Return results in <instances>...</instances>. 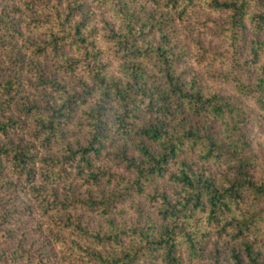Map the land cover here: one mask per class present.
Wrapping results in <instances>:
<instances>
[{"label":"trees","instance_id":"1","mask_svg":"<svg viewBox=\"0 0 264 264\" xmlns=\"http://www.w3.org/2000/svg\"><path fill=\"white\" fill-rule=\"evenodd\" d=\"M91 1L113 21L90 25L85 0H0V264H54L57 251L59 264H264L249 137L264 126V0ZM149 2L166 11L130 10ZM201 11L225 14L221 49L194 42L216 87L167 25ZM78 113L83 143L65 129ZM142 195L153 211L117 221ZM20 196L51 220L42 246L56 252L19 234ZM211 236L223 241L205 253Z\"/></svg>","mask_w":264,"mask_h":264},{"label":"rangeland","instance_id":"2","mask_svg":"<svg viewBox=\"0 0 264 264\" xmlns=\"http://www.w3.org/2000/svg\"><path fill=\"white\" fill-rule=\"evenodd\" d=\"M85 2L89 4L86 13L89 15L88 19L90 25L99 27L102 26L105 19L113 21L114 18L110 9H103L102 7H97L93 4L91 0H85ZM158 3L159 4H157L156 6H154L151 2L145 4H135L130 10H133L134 13H138V11H141L142 13H146L145 15L147 16L151 12V10L154 9V15L156 16L158 13L166 11L163 7V4L161 2ZM223 19H225V14L223 13L217 14L215 12L210 11H201L195 17L189 18L188 20H183L180 22L168 21L167 23L169 27L173 28V31L176 34L177 41H179V43H184L187 45V53L189 55L188 62L190 65H192V71L202 77L201 83H203L207 87H216L218 85V82L214 80L212 76L214 75L215 71L211 68H199L194 66V42L198 41L201 42L204 46L221 49L224 46V42L222 38V33L217 30V23L219 21H222ZM253 35L254 34L251 28L248 27L245 34L244 48L248 47ZM19 41L20 40H18V42ZM19 45L21 46V42L17 44V46ZM1 50L3 52L5 51L4 48L0 47V51ZM1 59L4 60L3 57H0V61ZM105 61L109 62L108 69H115L117 61L114 58H107L105 59ZM250 110L255 112V110L252 108H250ZM80 121H82V118L81 114L78 113L74 115L72 120L65 127V129L72 134L71 141L73 143L76 141H78L79 143H83L86 136L83 131H79L78 127H76L77 123H79ZM249 137L252 140L251 148L252 152L254 153V159L256 162L255 177L264 179V126H259L258 124L253 125L250 129ZM5 180L7 179L5 178ZM8 180L14 181V178ZM166 183L167 182L165 179H157L152 183L146 193L156 188L165 186ZM81 189H83V187H81ZM5 198H7V196ZM19 204L20 208H26V212H22V210L19 209V222H23L22 226L17 228L19 234L24 233V237H26L29 242L33 241L34 246L38 249V252L43 251V249H46L53 253V251L55 250H53L51 247L49 248L48 245L42 246L43 243L49 242V239L46 237V235L53 225L51 224V220L45 215L41 214L40 210L35 207V204L31 205L30 202L24 196H20ZM138 211L145 213L153 211V206H151L150 201L146 195L136 197L132 199L130 203H123L115 207L113 215H115L117 221L122 219V217H125V219L127 220H135L137 218ZM90 225L103 226V218L93 216L90 220ZM14 238L16 239V236ZM222 241V239L219 240L216 239L214 236H211L207 240L204 252H212L215 248L214 246L221 245ZM40 246L41 248H39ZM55 256L57 261L54 264H59L58 260L61 257L60 251H57Z\"/></svg>","mask_w":264,"mask_h":264}]
</instances>
